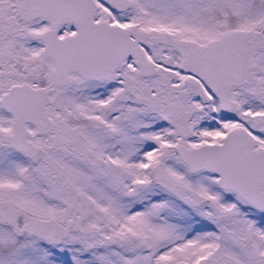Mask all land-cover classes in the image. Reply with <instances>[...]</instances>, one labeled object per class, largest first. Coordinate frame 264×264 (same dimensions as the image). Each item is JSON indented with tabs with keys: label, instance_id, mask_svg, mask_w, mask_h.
Listing matches in <instances>:
<instances>
[{
	"label": "snow or ice",
	"instance_id": "6c2138e0",
	"mask_svg": "<svg viewBox=\"0 0 264 264\" xmlns=\"http://www.w3.org/2000/svg\"><path fill=\"white\" fill-rule=\"evenodd\" d=\"M0 264H264V0H0Z\"/></svg>",
	"mask_w": 264,
	"mask_h": 264
}]
</instances>
